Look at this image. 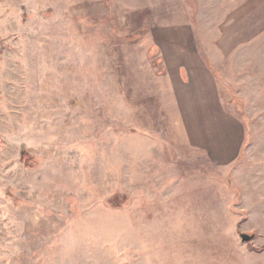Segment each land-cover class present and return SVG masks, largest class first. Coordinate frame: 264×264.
Returning a JSON list of instances; mask_svg holds the SVG:
<instances>
[{
	"label": "rangeland",
	"instance_id": "374dc122",
	"mask_svg": "<svg viewBox=\"0 0 264 264\" xmlns=\"http://www.w3.org/2000/svg\"><path fill=\"white\" fill-rule=\"evenodd\" d=\"M0 264H264V0H0Z\"/></svg>",
	"mask_w": 264,
	"mask_h": 264
},
{
	"label": "trees",
	"instance_id": "16d2710c",
	"mask_svg": "<svg viewBox=\"0 0 264 264\" xmlns=\"http://www.w3.org/2000/svg\"><path fill=\"white\" fill-rule=\"evenodd\" d=\"M23 158H24L25 164H29V155L27 153H23ZM124 200H125V197L119 198L118 195H115L108 200V203L111 207L117 208L121 206Z\"/></svg>",
	"mask_w": 264,
	"mask_h": 264
},
{
	"label": "water",
	"instance_id": "95a60500",
	"mask_svg": "<svg viewBox=\"0 0 264 264\" xmlns=\"http://www.w3.org/2000/svg\"><path fill=\"white\" fill-rule=\"evenodd\" d=\"M240 237L243 242H247L251 240L254 237V235H248V234L242 233Z\"/></svg>",
	"mask_w": 264,
	"mask_h": 264
}]
</instances>
